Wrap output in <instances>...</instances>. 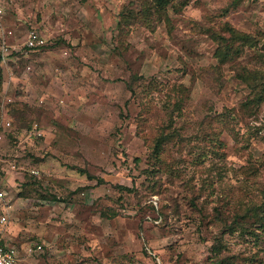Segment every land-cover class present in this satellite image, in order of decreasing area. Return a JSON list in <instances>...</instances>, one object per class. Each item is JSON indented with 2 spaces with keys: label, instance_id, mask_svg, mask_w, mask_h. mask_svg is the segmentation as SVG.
<instances>
[{
  "label": "rangeland",
  "instance_id": "obj_1",
  "mask_svg": "<svg viewBox=\"0 0 264 264\" xmlns=\"http://www.w3.org/2000/svg\"><path fill=\"white\" fill-rule=\"evenodd\" d=\"M0 70L19 264H264V0H0Z\"/></svg>",
  "mask_w": 264,
  "mask_h": 264
},
{
  "label": "built area",
  "instance_id": "obj_2",
  "mask_svg": "<svg viewBox=\"0 0 264 264\" xmlns=\"http://www.w3.org/2000/svg\"><path fill=\"white\" fill-rule=\"evenodd\" d=\"M45 38L38 30H32L27 37L26 47L28 49H35L45 45ZM6 193L0 192V199H3ZM0 223L6 224L7 217L3 216L0 219ZM30 252L34 249L42 250V244H36L28 248ZM20 263V251L16 245L13 244H2L0 243V264H19Z\"/></svg>",
  "mask_w": 264,
  "mask_h": 264
},
{
  "label": "trees",
  "instance_id": "obj_3",
  "mask_svg": "<svg viewBox=\"0 0 264 264\" xmlns=\"http://www.w3.org/2000/svg\"><path fill=\"white\" fill-rule=\"evenodd\" d=\"M0 76H1V70H0ZM261 97H262V94L260 92V94L257 97H255L254 99L249 100L248 102H245L244 105L246 107H252V106L255 105V102L257 100H259V101L261 100ZM124 189H127L128 190V188H124ZM259 206H255V207H252L251 208V212L253 213V215H256L257 212H258V210H260ZM244 217L245 216L240 217L241 219H239V222H238L239 224L238 225H241L242 224V220L245 219ZM217 220L218 221H222V215H221V212L220 211H217ZM261 225L264 226V220H263V222H261Z\"/></svg>",
  "mask_w": 264,
  "mask_h": 264
}]
</instances>
